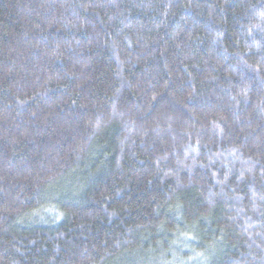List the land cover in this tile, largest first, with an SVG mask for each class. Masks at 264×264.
<instances>
[{
  "label": "trees",
  "instance_id": "1",
  "mask_svg": "<svg viewBox=\"0 0 264 264\" xmlns=\"http://www.w3.org/2000/svg\"><path fill=\"white\" fill-rule=\"evenodd\" d=\"M0 264H264V0H0Z\"/></svg>",
  "mask_w": 264,
  "mask_h": 264
}]
</instances>
